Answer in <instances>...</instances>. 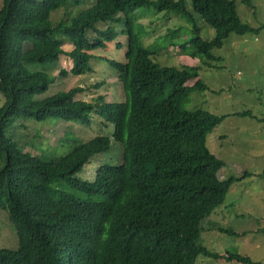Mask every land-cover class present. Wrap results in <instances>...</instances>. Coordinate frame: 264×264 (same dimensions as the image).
<instances>
[{
    "label": "trees",
    "instance_id": "obj_1",
    "mask_svg": "<svg viewBox=\"0 0 264 264\" xmlns=\"http://www.w3.org/2000/svg\"><path fill=\"white\" fill-rule=\"evenodd\" d=\"M2 1L0 209L7 212L18 243L0 247V264H194L199 253L218 257L199 240L201 222L247 172L218 178L223 160L208 148L206 136L226 115L183 107L191 91L204 88L198 79L188 83L197 78V67L156 62L151 55L160 46L143 44L130 13L153 7L181 14L188 22L198 14L214 27V36L203 38L192 25L193 34L181 45L189 43L207 57L230 31L259 26L241 21L233 0H95L56 23L49 21V13L68 0ZM241 2L251 7L250 0ZM123 18L125 58L104 59L118 73L124 101L95 105L77 97L82 86L34 98L52 78L28 70L27 62L54 63L66 54L72 64L61 75L92 72L91 50L118 34L97 22ZM65 39L72 44L69 50L62 47ZM94 108L112 123V138L121 143L123 156L119 163H99L93 181L76 174L94 153L109 148V136L96 134L63 155L43 157L19 149L6 133L13 120L23 117L88 122ZM226 257L262 264L237 252Z\"/></svg>",
    "mask_w": 264,
    "mask_h": 264
},
{
    "label": "rangeland",
    "instance_id": "obj_2",
    "mask_svg": "<svg viewBox=\"0 0 264 264\" xmlns=\"http://www.w3.org/2000/svg\"><path fill=\"white\" fill-rule=\"evenodd\" d=\"M233 1L241 21L259 28L241 33L230 31L220 46L211 49L212 57L200 53L189 43L181 45L193 34L192 25L200 28L199 34L203 38L214 36V27L198 14H193L188 22L181 14L153 7H140L130 13L143 44L152 43L155 48L160 46L151 55L156 62L197 67V78L188 80V83L191 85L198 79L204 88L191 91L184 99L183 107L226 115L206 136L208 148L223 160L218 178L238 177L247 171L245 177L230 184L223 203L201 222L199 240L219 256L199 253L194 264H248L228 259V252L247 255L264 264V26H260L264 24V0H250L251 7L241 0ZM94 4L95 0H68L49 13V21L56 23L64 15L72 16ZM2 5L0 0V8ZM119 15L122 16V13ZM123 21L124 18L97 22L99 28L112 26L118 34L105 45L91 50L92 72L61 75L62 68L68 71L72 64L66 54H60L54 63L27 62L28 70L43 71L52 78L46 90L34 98L42 99L74 86H82L84 91L77 97L93 101L95 105L124 101L126 95L118 73L104 59L125 58ZM62 47L69 50L72 44L65 39ZM3 101L0 92V106ZM243 111L245 114L236 113ZM96 112L94 108L88 122L57 117L42 120L17 118L9 124L6 133L19 149L43 157L63 155L96 134L109 136V148L94 153L84 169L76 174L79 178L93 181L99 163H119L123 156L121 143L112 138V123ZM223 134L225 137H221ZM3 164L4 157L0 156V168ZM238 166H244V170L239 171ZM58 183L67 191L83 195V192L64 182ZM17 243L8 214L0 209V247H16Z\"/></svg>",
    "mask_w": 264,
    "mask_h": 264
},
{
    "label": "crops",
    "instance_id": "obj_3",
    "mask_svg": "<svg viewBox=\"0 0 264 264\" xmlns=\"http://www.w3.org/2000/svg\"><path fill=\"white\" fill-rule=\"evenodd\" d=\"M221 137H225V135L223 134V135H221ZM243 168H244V166H238V170H239V171L244 170ZM243 172H247V171H243ZM243 172H242V173H243ZM248 174H249V173H248ZM245 176H246V175H245ZM245 176H244V177H245Z\"/></svg>",
    "mask_w": 264,
    "mask_h": 264
}]
</instances>
